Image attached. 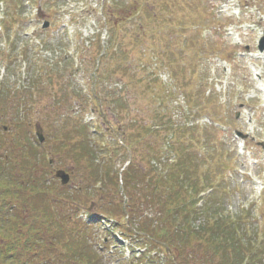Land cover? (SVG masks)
Here are the masks:
<instances>
[{
    "label": "rangeland",
    "instance_id": "374dc122",
    "mask_svg": "<svg viewBox=\"0 0 264 264\" xmlns=\"http://www.w3.org/2000/svg\"><path fill=\"white\" fill-rule=\"evenodd\" d=\"M263 32L264 0H0V96L6 98L0 99L5 113L0 124L6 127L0 132L17 133V138L33 143L47 167L57 147L48 131L57 136L66 128L60 149L82 147L77 137L84 132L91 133L88 137L101 149L113 145L111 136L119 138V128L127 132L132 121L160 128L159 117L167 116L174 125L192 127L196 138L204 130V136L216 138L235 154L227 168L226 189L215 195V206L227 207V213L241 206L262 211L264 204L258 201L264 199V151L258 143H264V51H257V42ZM91 39L96 41L85 61L104 56L95 67L93 62L79 66L75 50ZM70 62L74 66L62 73ZM90 90L98 98L94 104ZM73 94L86 98L87 104L80 105L82 99ZM113 94L119 111L110 105ZM67 116L73 119L62 126ZM18 119L25 126L13 127ZM46 119L51 127L44 124ZM35 125L43 129L42 144L34 135ZM235 131L248 138H236ZM158 134L164 138L167 133L161 129ZM144 139L139 136L140 146L137 140L140 151L145 149ZM110 144L105 157L116 156L107 168L120 173L129 157ZM192 145L196 153L204 154L197 142ZM61 152L59 168L72 173L70 187L88 189L85 176L90 170ZM105 157L98 162H109ZM54 165L56 169L58 164ZM199 171L205 172L203 167ZM48 180L59 185L52 173ZM92 194L96 197L97 191ZM122 197L125 200V194ZM93 198L85 199L82 209ZM99 208L89 214L95 220H113L122 233L126 217L109 218ZM82 211L78 216L84 218ZM245 218L264 229V221L253 213ZM97 231L96 239L107 230ZM115 235L119 234L114 231ZM110 250L105 251L109 264L124 261ZM158 252L157 257L153 254L156 262L165 264V256L173 261L163 248Z\"/></svg>",
    "mask_w": 264,
    "mask_h": 264
},
{
    "label": "trees",
    "instance_id": "16d2710c",
    "mask_svg": "<svg viewBox=\"0 0 264 264\" xmlns=\"http://www.w3.org/2000/svg\"><path fill=\"white\" fill-rule=\"evenodd\" d=\"M0 99H6L2 93ZM117 101L113 97L110 105L119 111ZM4 114L1 108L0 122ZM71 119L70 116L62 119V126ZM158 122L160 128L132 121V125L125 127L127 132L124 128L120 132L132 154V162L120 179L112 166L110 171L107 168L116 156L105 157L110 143L99 149L98 142L88 137L92 134L83 130L77 137L83 148L60 149L59 145L66 140L62 129L66 128L62 127L60 133L58 130L57 136L48 131L52 143L57 145L50 153L52 160L59 167L58 159L64 150L75 165H85L90 170V175L85 176L88 189L60 187L54 180H48L53 166L49 163L44 166V157L37 147L17 138L16 133L14 136L0 132V264H109L96 248L93 229L78 219L85 199L90 197H94L90 201L94 209L100 207L103 216L127 217L121 226L126 238L134 235L148 244L150 250L163 248L172 254L173 261L167 258L165 264H264V229L253 227L252 221L246 222L245 218L253 213L264 221V210H259L262 207L248 206L225 213L215 206L218 184L225 178L230 159L214 153L216 148L209 137L202 143L206 153L198 157L191 145L187 146L195 139L193 130L175 127L162 116ZM22 123L18 119L12 126H25ZM3 128L0 124V131ZM129 128L136 130L128 132ZM161 129L167 133L164 138L158 134ZM140 135L145 138L143 151L139 148ZM8 144L11 146L5 148ZM110 146L115 148L114 144ZM103 156L109 162H98ZM200 167L204 173H200ZM119 180L123 183L125 201L118 194ZM94 185L97 188L90 189ZM94 190L98 199L92 194ZM207 191L211 192L199 196ZM200 201L202 206L197 207ZM102 245L108 248V241ZM142 260L144 264H156L147 255Z\"/></svg>",
    "mask_w": 264,
    "mask_h": 264
},
{
    "label": "water",
    "instance_id": "95a60500",
    "mask_svg": "<svg viewBox=\"0 0 264 264\" xmlns=\"http://www.w3.org/2000/svg\"><path fill=\"white\" fill-rule=\"evenodd\" d=\"M47 26V25H45ZM264 49V37L261 39L260 43H259V50L263 51ZM36 136L38 137L40 142H43V136H42V131L40 129H37L36 131ZM264 149V146H263ZM55 177L60 179V183L61 185H66L69 181V175L66 174L64 171H57L55 173Z\"/></svg>",
    "mask_w": 264,
    "mask_h": 264
}]
</instances>
